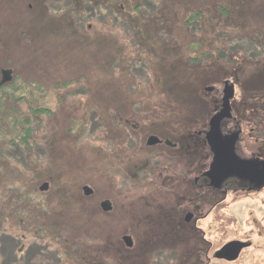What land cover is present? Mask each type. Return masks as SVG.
Returning a JSON list of instances; mask_svg holds the SVG:
<instances>
[{
	"label": "rangeland",
	"instance_id": "374dc122",
	"mask_svg": "<svg viewBox=\"0 0 264 264\" xmlns=\"http://www.w3.org/2000/svg\"><path fill=\"white\" fill-rule=\"evenodd\" d=\"M226 80L250 153L264 144V0H0V264H264V191L183 184L208 162L197 133ZM149 135L170 146L151 170ZM179 159L184 176L155 170ZM194 207L197 229L181 221ZM234 239L251 241L237 260L212 256Z\"/></svg>",
	"mask_w": 264,
	"mask_h": 264
},
{
	"label": "flooded vegetation",
	"instance_id": "af4514ba",
	"mask_svg": "<svg viewBox=\"0 0 264 264\" xmlns=\"http://www.w3.org/2000/svg\"><path fill=\"white\" fill-rule=\"evenodd\" d=\"M225 82H224V86H225ZM223 97L224 94H222L221 96L220 107L216 111L215 116L213 117L211 122H209L208 128L202 131L201 133H197V135L205 137L206 143L208 145V154L206 155V157H208V162L202 171L201 169L198 168V165L197 167L196 166L194 167L193 172L195 176L193 180L191 179V182L193 181L192 184L190 182V178H188L190 174L187 175V177L185 176L186 178L183 179L184 181L183 184H185L186 180H188V182L190 183L188 192L191 195L193 194L200 195L202 192L200 190L201 188L204 189L208 188L212 196H215V199L216 196H218V194H223V198H226V196L230 193L238 194L242 192L244 194H250V193L256 194L264 191V144L258 143L259 144L258 148H255L250 153L244 151V149L241 146V142L244 140L243 123L241 122V120L237 119L233 115L231 104H230L231 107L230 109L224 110ZM164 146L170 147L168 143H166L162 139L151 137V135L147 137V147L150 152L149 155L150 164H148V167L150 170L154 167L152 162L155 156H157L155 153L160 154L161 152L160 151L161 149L158 147L163 148ZM154 148H157L158 150ZM194 152H197V150L195 149ZM233 152L236 154L238 158L242 160L241 165H237V164L235 165L230 163L231 153ZM182 156H184V154ZM182 162H184V159H179L176 160V164L174 163L167 164L168 166H166V164L164 166L160 165L161 167L157 166L155 167V170H159V169L168 170L169 172H174L177 175L183 174L184 176L185 175L184 169L181 166ZM188 163H191L192 165L194 162L193 160H191L190 162L188 161ZM190 170L191 168L188 170V172ZM132 172L134 173V171ZM157 176L158 178H160L162 182L163 181L162 179H164L163 178L164 175L161 176L160 174H158ZM167 176L169 177L170 174H168ZM128 177L134 180L133 182L134 183L133 187H134L138 175L134 173L128 175ZM176 193L177 195L174 196ZM183 193L184 192L181 193L180 191L163 192V194H165L164 196L167 197L164 203H167L173 209L178 208V206L182 204L178 202V198H180L181 195H183ZM168 194H171L170 198L168 197ZM169 199L170 200L174 199L176 202L172 203ZM112 208L108 209V211H111ZM198 208L196 209V207H194L192 210L190 211L188 210L185 213V215H182L183 220L181 217V221H183L186 225L192 226L194 229L195 228L197 229V221L201 218L200 216L198 217V212H200ZM202 215L203 214H201V216ZM125 237L126 235H124L122 238L126 243ZM129 237L131 243L130 244L126 243V245L129 247V249H135L136 245L133 244L132 235L130 234ZM234 240L247 242L249 243V246L251 245V241H246L242 239H234ZM156 245L155 248L151 251V255L153 254L154 256L156 255L158 257L159 255L163 254V251L161 249L165 246L162 244H156ZM218 250L216 249L210 250L213 252L212 256L215 259L232 262L226 259L217 258L216 253ZM154 251L156 253H153ZM67 253H72V255L75 254L71 251L70 252L68 251ZM147 254L150 253L148 252ZM72 255H69L68 257L71 258ZM147 262L148 264H152L149 259L147 260Z\"/></svg>",
	"mask_w": 264,
	"mask_h": 264
},
{
	"label": "water",
	"instance_id": "95a60500",
	"mask_svg": "<svg viewBox=\"0 0 264 264\" xmlns=\"http://www.w3.org/2000/svg\"><path fill=\"white\" fill-rule=\"evenodd\" d=\"M223 94H224L223 108H224V110L230 109L231 108L230 107L231 99L235 95V87L232 83H230V81L225 82ZM230 163L235 164V165L236 164L241 165L242 160L240 158H238L236 156V154L233 152V153H231ZM48 187H49L48 183H44L40 189L42 191H45L48 189ZM83 190H84L85 194H91L92 193V190L89 187H84ZM102 208L104 210H108L111 207L108 206L106 203H102ZM125 240H126L127 244L131 243L129 236H126ZM248 246H249V243H247V242H243V241H239V240L230 241V242L226 243L224 246H222L217 251L216 257L220 258V259H226L229 261H235L240 257L242 250Z\"/></svg>",
	"mask_w": 264,
	"mask_h": 264
},
{
	"label": "trees",
	"instance_id": "16d2710c",
	"mask_svg": "<svg viewBox=\"0 0 264 264\" xmlns=\"http://www.w3.org/2000/svg\"><path fill=\"white\" fill-rule=\"evenodd\" d=\"M226 81H229V80H226ZM230 83H232L231 81H230ZM233 84V83H232ZM43 111V110H42ZM15 124H16V121H15ZM29 132H30V129L29 130H27L26 132H25V134H26V136L28 137V134H29ZM25 136V137H26ZM42 191V190H41ZM46 191V190H45ZM37 210H39V209H37L36 208V210L35 211H37ZM28 212L26 213V215L27 214H29V217L31 216V215H33V216H35V215H37L38 214V212H31L30 210H27ZM25 215V214H24ZM40 216V215H39ZM24 220H26V218L24 219ZM53 220H55V219H53ZM52 221V220H51ZM29 225H36V227L37 226H39L38 224V222L37 223H32V222H27Z\"/></svg>",
	"mask_w": 264,
	"mask_h": 264
}]
</instances>
